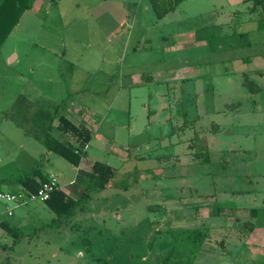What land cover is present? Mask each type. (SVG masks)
Returning <instances> with one entry per match:
<instances>
[{
    "label": "rangeland",
    "instance_id": "1",
    "mask_svg": "<svg viewBox=\"0 0 264 264\" xmlns=\"http://www.w3.org/2000/svg\"><path fill=\"white\" fill-rule=\"evenodd\" d=\"M250 6L184 0L157 19L148 0H38L24 14L0 45L1 190L36 167L76 178L44 157L65 107L96 121L84 158L116 171L102 191L78 177L60 228L43 202L0 200L20 233L0 228V264H264V13Z\"/></svg>",
    "mask_w": 264,
    "mask_h": 264
},
{
    "label": "trees",
    "instance_id": "2",
    "mask_svg": "<svg viewBox=\"0 0 264 264\" xmlns=\"http://www.w3.org/2000/svg\"><path fill=\"white\" fill-rule=\"evenodd\" d=\"M184 0H148L151 9L155 13L157 19H163L167 14L173 12ZM34 0H0V45L12 32L14 27L18 24L21 15L32 8ZM251 13H264V0H252L250 6ZM258 29L264 30V17L257 22ZM248 60V59H247ZM243 86L247 90L256 94L259 92L258 85L250 81L247 75L244 74ZM240 107L241 103L233 105ZM56 129L63 135L67 136L70 141L58 140L50 135H45V150L62 158L67 163L77 167L84 156V149L91 140L90 131L83 125H75L68 118L60 115L56 116ZM187 124H191L186 120ZM202 162H208V153L200 154ZM91 174L95 177L97 182L96 190L102 191L107 186L112 185V180L115 175V169L110 165L96 161L91 166ZM22 191L27 193H35L41 187L42 183L49 182L48 178L42 173L38 167L34 168L29 174L18 178L15 181ZM0 192L1 184H0ZM80 200H73L68 197L59 188L54 190L50 198L45 201L47 208L54 214V218L49 223V226L60 228L69 218L74 214L76 207L80 205ZM256 210H252L251 214L255 216ZM249 231L255 228L253 222L243 225ZM0 228L8 235H12L14 241L20 237V233L15 226H11L7 221H0ZM200 232H194L188 235L194 246H200ZM201 242V241H200ZM194 254V253H191Z\"/></svg>",
    "mask_w": 264,
    "mask_h": 264
},
{
    "label": "crops",
    "instance_id": "3",
    "mask_svg": "<svg viewBox=\"0 0 264 264\" xmlns=\"http://www.w3.org/2000/svg\"><path fill=\"white\" fill-rule=\"evenodd\" d=\"M106 3V2H105ZM37 5H38V0H34V2H33V5H32V8L30 9V10H27V11H25L22 15H21V17H20V19L19 20H21L22 19V17L24 16V14L26 13V12H31V11H33L36 7H37ZM34 15V14H33ZM33 17V16H32ZM30 18V17H29ZM27 32V31H26ZM61 46H64L63 45V42H62V44H61ZM43 48V47H42ZM45 48V47H44ZM81 92H83V90H78V91H75V92H73L72 94H79V93H81ZM89 94H90V92H88ZM43 98H44V96H42ZM51 103L55 100L54 98H51V96L49 97V98H47ZM56 104H52L51 105V107H50V105H49V107L51 108V110H53V109H55L56 108ZM64 113L63 114H61L62 116H64V117H66V118H68L72 123H74L75 125H83L84 127H86L89 131H90V133H91V139L94 137V138H98L97 136H98V134H96L95 136H94V134L96 133V132H98V130L96 129V127H94L95 126V123H96V121H94V117L91 115V113L90 112H82V108L81 107H72V108H68V107H65L64 108ZM94 115V114H93ZM59 134L60 135H58V137H55L56 139H58V140H63V141H70V139L67 137V136H65V135H63V134H61L60 132H59ZM99 138H101V137H99ZM99 140H101V139H99ZM45 141V140H44ZM91 141V140H90ZM90 143V142H89ZM89 143H88V145H89ZM88 145H87V147H88ZM44 147H45V145H44ZM87 147L83 150L84 151V154H85V151H86V149H87ZM46 156H44L45 158H49V157H51L52 156V153H50V152H47L46 151ZM94 162H96V161H94V160H92V161H87L85 158H84V156L81 158V161H80V163H79V165L77 166V167H74V166H72L71 164V166H72V168L75 170V172L77 173V176H76V178L74 177V179L72 180V179H70V178H66V177H64L62 174H60V173H58L56 170H52V168H48V167H46V168H44V175L48 178V180L49 181H53L55 184H56V188L58 189H60V190H62L68 197H70V198H72L73 200H77L78 201V199H75V198H81V196L80 195H82L81 194V191H78L77 189H76V187H75V185H76V182H77V179H78V177L79 176H83V177H86V178H88L90 181H94V179H95V177L91 174V171H90V169H91V166H92V164L94 163ZM107 164V163H106ZM65 172V171H64ZM67 172H68V174L70 173V170H67ZM111 186H113V185H111ZM108 188V186L105 188V189H107ZM21 190V189H20ZM104 190V189H103ZM71 194H73L75 197H71ZM44 203V202H43ZM78 207H76V209H77ZM76 209L74 210V214H73V216L72 217H74V215H75V213H76ZM85 208H83V207H80L79 208V211H81V212H85ZM0 213H2V212H0ZM4 214H6L5 213V211H4ZM71 217V218H72Z\"/></svg>",
    "mask_w": 264,
    "mask_h": 264
},
{
    "label": "built area",
    "instance_id": "4",
    "mask_svg": "<svg viewBox=\"0 0 264 264\" xmlns=\"http://www.w3.org/2000/svg\"><path fill=\"white\" fill-rule=\"evenodd\" d=\"M56 184L53 181L41 184V187L35 193H27L25 191H18L17 193L0 192V200L7 202H15L19 205H25L28 202H45L50 198L51 193L56 190ZM5 213L12 215V210L6 206Z\"/></svg>",
    "mask_w": 264,
    "mask_h": 264
}]
</instances>
